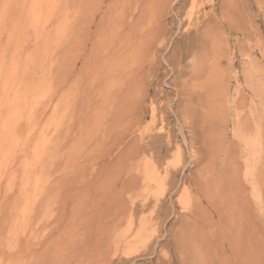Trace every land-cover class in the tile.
<instances>
[{
  "label": "rangeland",
  "instance_id": "rangeland-1",
  "mask_svg": "<svg viewBox=\"0 0 264 264\" xmlns=\"http://www.w3.org/2000/svg\"><path fill=\"white\" fill-rule=\"evenodd\" d=\"M0 264H264V0H0Z\"/></svg>",
  "mask_w": 264,
  "mask_h": 264
},
{
  "label": "bare ground",
  "instance_id": "bare-ground-1",
  "mask_svg": "<svg viewBox=\"0 0 264 264\" xmlns=\"http://www.w3.org/2000/svg\"><path fill=\"white\" fill-rule=\"evenodd\" d=\"M162 41H163V40H162ZM153 42H154V41H153ZM153 42H151V44L149 43V44L151 45V46L148 45L150 48L152 47V43H153ZM153 44H154V43H153ZM118 47H119V46H118ZM159 47H160V46H159ZM149 50H150V49H149ZM148 52H149V51H148ZM124 53H125V52H124ZM149 53H150V52H149ZM121 240H122V239H121ZM120 242H121V241H120ZM121 245H122V244H121ZM122 246H123V245H122ZM118 250H119V249H118ZM122 252H123V251H122Z\"/></svg>",
  "mask_w": 264,
  "mask_h": 264
}]
</instances>
